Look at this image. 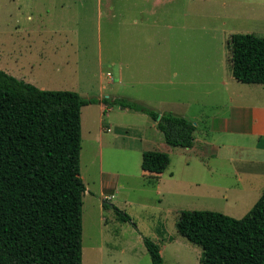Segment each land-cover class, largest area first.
<instances>
[{
  "label": "rangeland",
  "instance_id": "rangeland-1",
  "mask_svg": "<svg viewBox=\"0 0 264 264\" xmlns=\"http://www.w3.org/2000/svg\"><path fill=\"white\" fill-rule=\"evenodd\" d=\"M234 33L264 35V0H0V68L42 89L123 97L198 123L224 110L219 82L230 74ZM182 50L193 58L180 74ZM102 105L82 109L83 264H152L145 236L160 245L163 264H200L202 247L177 230L180 212L240 218L264 185L253 196L208 190L205 180L236 183L234 162L221 175L203 173L195 154L168 145L149 115L118 105L105 113ZM144 133L162 140L145 145ZM141 145L169 154L162 174L143 171Z\"/></svg>",
  "mask_w": 264,
  "mask_h": 264
},
{
  "label": "trees",
  "instance_id": "trees-1",
  "mask_svg": "<svg viewBox=\"0 0 264 264\" xmlns=\"http://www.w3.org/2000/svg\"><path fill=\"white\" fill-rule=\"evenodd\" d=\"M228 47L235 79L264 84V35L234 33ZM97 103L149 115L170 146L194 145L196 125L185 116L123 97L42 89L0 68V264H83L81 116L84 106ZM170 162L167 152L146 150L141 166L161 174ZM176 227L202 247L200 264H264V191L240 218L183 210ZM143 241L152 264H163L160 245L147 236Z\"/></svg>",
  "mask_w": 264,
  "mask_h": 264
},
{
  "label": "crops",
  "instance_id": "crops-1",
  "mask_svg": "<svg viewBox=\"0 0 264 264\" xmlns=\"http://www.w3.org/2000/svg\"><path fill=\"white\" fill-rule=\"evenodd\" d=\"M155 1L157 2V0ZM176 52L177 49H175L174 53ZM185 52L186 50H182L178 59ZM183 58L185 60L183 66L178 63L180 74L186 72V70L188 72L192 68L193 57L184 55ZM229 60L230 74L223 75L219 82L222 85L223 96H225V102L222 103L224 110H221L223 112L199 120L200 122L195 124L194 145L191 148L184 149L194 153L195 157L205 166L203 173L206 170L210 173L217 171L221 175L225 166L229 167L231 163H235L234 166L232 165L235 168L234 174L237 178L235 184L228 185L220 182V180L208 183L205 180L203 185L206 189H216L222 191L225 195H228V191H235V195L253 196L260 193V189L264 185V84H248L236 80L231 71V55ZM7 71L9 72L8 69H6ZM120 73L122 75L123 71L120 70ZM100 104L102 105V103ZM104 105L101 108L107 113V110L111 108H106ZM161 112L175 113L173 111ZM154 126L157 127L156 121H154ZM161 140V135L156 139V135L152 136L147 133H144L141 139L145 145H158ZM145 145H141L138 148V153L141 155L146 151V148H143L146 147ZM237 153L251 154L253 156L248 159L234 158L233 156ZM223 173L225 174L226 171Z\"/></svg>",
  "mask_w": 264,
  "mask_h": 264
},
{
  "label": "water",
  "instance_id": "water-1",
  "mask_svg": "<svg viewBox=\"0 0 264 264\" xmlns=\"http://www.w3.org/2000/svg\"><path fill=\"white\" fill-rule=\"evenodd\" d=\"M194 124H196V123H194Z\"/></svg>",
  "mask_w": 264,
  "mask_h": 264
}]
</instances>
